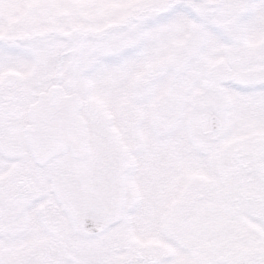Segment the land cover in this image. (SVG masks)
I'll list each match as a JSON object with an SVG mask.
<instances>
[{"label":"snow or ice","instance_id":"obj_1","mask_svg":"<svg viewBox=\"0 0 264 264\" xmlns=\"http://www.w3.org/2000/svg\"><path fill=\"white\" fill-rule=\"evenodd\" d=\"M0 264H264V0H0Z\"/></svg>","mask_w":264,"mask_h":264}]
</instances>
